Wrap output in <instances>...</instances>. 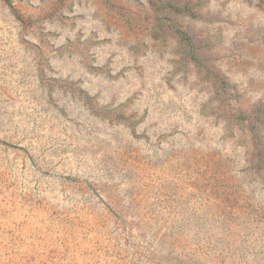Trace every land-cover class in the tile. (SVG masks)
I'll list each match as a JSON object with an SVG mask.
<instances>
[{
	"label": "rangeland",
	"instance_id": "1",
	"mask_svg": "<svg viewBox=\"0 0 264 264\" xmlns=\"http://www.w3.org/2000/svg\"><path fill=\"white\" fill-rule=\"evenodd\" d=\"M0 264H264V0H0Z\"/></svg>",
	"mask_w": 264,
	"mask_h": 264
}]
</instances>
